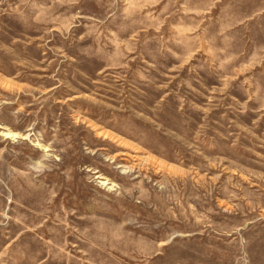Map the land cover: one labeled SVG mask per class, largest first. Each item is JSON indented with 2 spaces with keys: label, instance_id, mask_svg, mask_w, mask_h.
I'll return each instance as SVG.
<instances>
[{
  "label": "rangeland",
  "instance_id": "obj_1",
  "mask_svg": "<svg viewBox=\"0 0 264 264\" xmlns=\"http://www.w3.org/2000/svg\"><path fill=\"white\" fill-rule=\"evenodd\" d=\"M0 264H264V0H0Z\"/></svg>",
  "mask_w": 264,
  "mask_h": 264
},
{
  "label": "bare ground",
  "instance_id": "obj_2",
  "mask_svg": "<svg viewBox=\"0 0 264 264\" xmlns=\"http://www.w3.org/2000/svg\"><path fill=\"white\" fill-rule=\"evenodd\" d=\"M7 136H8V139H9V138H13L15 135L14 134L13 135L7 134Z\"/></svg>",
  "mask_w": 264,
  "mask_h": 264
}]
</instances>
